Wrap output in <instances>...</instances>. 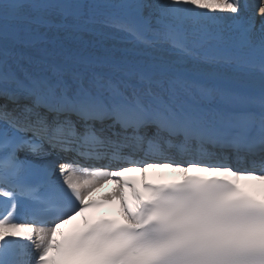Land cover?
<instances>
[{
    "label": "snow or ice",
    "instance_id": "snow-or-ice-1",
    "mask_svg": "<svg viewBox=\"0 0 264 264\" xmlns=\"http://www.w3.org/2000/svg\"><path fill=\"white\" fill-rule=\"evenodd\" d=\"M0 264H264V0H0Z\"/></svg>",
    "mask_w": 264,
    "mask_h": 264
},
{
    "label": "bare ground",
    "instance_id": "bare-ground-1",
    "mask_svg": "<svg viewBox=\"0 0 264 264\" xmlns=\"http://www.w3.org/2000/svg\"><path fill=\"white\" fill-rule=\"evenodd\" d=\"M47 159H48L49 161H51V162H55L56 160L59 159V157H58V156H50V157H48Z\"/></svg>",
    "mask_w": 264,
    "mask_h": 264
}]
</instances>
